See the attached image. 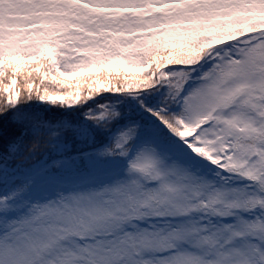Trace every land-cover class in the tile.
I'll list each match as a JSON object with an SVG mask.
<instances>
[{
	"label": "snow or ice",
	"instance_id": "obj_1",
	"mask_svg": "<svg viewBox=\"0 0 264 264\" xmlns=\"http://www.w3.org/2000/svg\"><path fill=\"white\" fill-rule=\"evenodd\" d=\"M0 264H264V0H0Z\"/></svg>",
	"mask_w": 264,
	"mask_h": 264
}]
</instances>
